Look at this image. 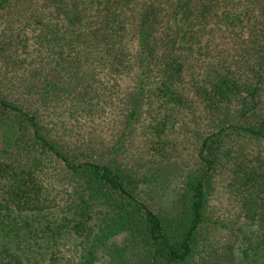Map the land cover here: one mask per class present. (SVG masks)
<instances>
[{
	"label": "trees",
	"instance_id": "1",
	"mask_svg": "<svg viewBox=\"0 0 264 264\" xmlns=\"http://www.w3.org/2000/svg\"><path fill=\"white\" fill-rule=\"evenodd\" d=\"M0 264H264V0H0Z\"/></svg>",
	"mask_w": 264,
	"mask_h": 264
}]
</instances>
